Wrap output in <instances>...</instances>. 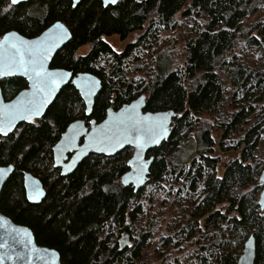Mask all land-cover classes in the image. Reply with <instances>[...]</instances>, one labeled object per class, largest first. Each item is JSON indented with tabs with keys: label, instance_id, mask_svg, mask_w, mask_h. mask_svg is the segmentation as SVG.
Returning <instances> with one entry per match:
<instances>
[{
	"label": "trees",
	"instance_id": "obj_1",
	"mask_svg": "<svg viewBox=\"0 0 264 264\" xmlns=\"http://www.w3.org/2000/svg\"><path fill=\"white\" fill-rule=\"evenodd\" d=\"M263 10L264 0H120L108 7L83 0L73 9L71 0H0V38L9 31L34 38L57 21L67 27L72 38L50 67L101 80L92 119L140 96L145 111L177 114L169 139L148 153L149 181L137 192L120 182L131 148L90 155L61 177L52 147L70 122L85 118L79 94L67 85L42 118L0 136V167H14L0 212L29 228L38 246L56 250L62 264H236L252 232L254 264H264V151L257 156L264 137ZM111 36L134 40L117 53L106 42ZM0 87L8 100L27 84L10 78ZM218 111L225 116L215 124L199 118L216 121ZM215 146L235 155L221 175ZM24 173L45 189L38 205L26 201ZM123 232L132 245L120 250Z\"/></svg>",
	"mask_w": 264,
	"mask_h": 264
},
{
	"label": "water",
	"instance_id": "obj_2",
	"mask_svg": "<svg viewBox=\"0 0 264 264\" xmlns=\"http://www.w3.org/2000/svg\"><path fill=\"white\" fill-rule=\"evenodd\" d=\"M9 1L12 6H17L29 0H18L17 3ZM71 1L73 9L83 0ZM98 1L108 7L115 6L120 0H116V3ZM71 38V33L60 21L54 22L34 38H26L15 31H9L0 38V83L10 78H21L27 82V88L9 101L4 100L0 87L2 138L13 133L21 124H31L42 118L69 82L81 97L86 118L91 115L95 99L101 91V80L90 73H78L73 77L66 70L50 68L55 55L66 47ZM13 44L16 45L15 49L12 48ZM9 67L11 70H8ZM145 100V96H140L117 110L109 108L101 122L91 120L88 127L85 120L70 123L52 147L53 167L61 169V176L66 177L89 155L113 157L125 148H131L127 171L121 176L120 182L124 187L131 186L134 192L142 189L149 181L150 167L154 161V157L148 156V153L169 139L177 115L173 111H145ZM32 105L39 108L38 113L26 110ZM68 155H71L69 159ZM13 171L12 165L0 167V195ZM259 182L262 189L258 205L261 209L260 217L264 218V169L260 173ZM23 187L29 204L38 205L45 199L46 192L42 183L31 174H23ZM120 243V250L132 245L128 234L122 235ZM255 257L256 246L252 232L236 264H254ZM0 264L62 263L56 250L38 246L29 228L13 223L0 212Z\"/></svg>",
	"mask_w": 264,
	"mask_h": 264
},
{
	"label": "rangeland",
	"instance_id": "obj_3",
	"mask_svg": "<svg viewBox=\"0 0 264 264\" xmlns=\"http://www.w3.org/2000/svg\"><path fill=\"white\" fill-rule=\"evenodd\" d=\"M260 14L263 15L264 14V10L262 12H260ZM258 17H259V14H254L248 20H255ZM175 37H177L176 34H175ZM133 40H134V38H132V37L127 38L126 40H121L118 36H111V37L106 38V42L117 53L121 52L124 49V47L126 46V44H128L129 42H131ZM86 52H87V47H84V48H82L79 51L78 55H83ZM177 52L178 53L181 52V46L179 45V41H178ZM143 74L144 73L142 72L139 76L142 77ZM221 77H222L223 83L226 84L228 82L227 76L225 74L224 75L222 74ZM228 104H229V99H227L226 102H225V104H224L225 108L227 107ZM262 109L263 110H261V111H264V104H263ZM222 111H224V108H223ZM225 111H229V109H227ZM219 113L220 112L218 111V113L215 114L216 115V121H213L212 120V117H209L207 115H201L199 118L200 119L210 120V121H212V124H215L218 121L223 120V118L225 116V113H223V114L222 113L219 114ZM213 137H214L215 141L218 142V139H219V131H216L215 133H213ZM263 151H264V137L262 136V143H261L260 148H259V150L257 152V156L260 159H261V156H262ZM212 156L219 158V170L218 171H219V174L221 175L222 172H223L224 166L226 165V163H228L231 159H233L235 155L233 154V152H230L229 154L223 153L217 146H215L214 154Z\"/></svg>",
	"mask_w": 264,
	"mask_h": 264
},
{
	"label": "flooded vegetation",
	"instance_id": "obj_4",
	"mask_svg": "<svg viewBox=\"0 0 264 264\" xmlns=\"http://www.w3.org/2000/svg\"><path fill=\"white\" fill-rule=\"evenodd\" d=\"M50 68H51V67H50ZM63 70H64V69H63ZM66 71H67V70H66ZM68 72H70V71H68ZM70 73H71V75H72L73 77H74L75 75L78 74V73L73 74L72 72H70ZM80 73H83V72H80ZM23 80H24V79H23ZM24 81H25V80H24ZM25 82H26V81H25ZM26 84H27V82H26ZM67 85L72 86L70 82H69ZM67 85H66V86H67ZM66 86H64L63 88H65ZM72 87H73V86H72ZM26 88H27V87H26ZM26 88H25V89H26ZM73 88H74V87H73ZM74 89H75V88H74ZM22 90H23V89H22ZM75 90H76V89H75ZM20 91H21V90H20ZM20 91H19V92H20ZM76 91H77V90H76ZM77 93H78V91H77ZM16 94H17V93H16ZM16 94H15V95H16ZM78 94H79V93H78ZM15 95H14V96H15ZM14 96H13V97H14ZM13 97H11L10 99L5 100V101H9V100H11ZM79 97H80V95H79ZM80 99H81V97H80ZM81 103H83L82 100H81ZM83 105H84V104H83ZM108 109H109V108H108ZM108 109H107V110H108ZM92 110H93V109H92ZM107 110H106V111H107ZM83 112H84V115H85V106H84V111H83ZM91 114H92V113H91ZM105 114H106V113H105ZM104 117H105V116H104ZM103 119H104V118H103ZM37 120H38V119H37ZM76 120H85V125L88 127V126L90 125V121H91V120H94V119H92V118H91V115H90L88 118H86V116H85V118H83V119H82V118H76V119L73 120L72 122H74V121H76ZM35 121H36V120H35ZM35 121H34V122H35ZM101 121H102V120H101ZM101 121H100V122H101ZM34 122H33V123H34ZM72 122H70V123H72ZM95 122H96V123H99V122H97L96 120H95ZM68 125H69V124H68ZM66 128H67V127H66ZM64 131H65V130H64ZM60 136H61V135H60ZM59 138H60V137H59ZM58 140H59V139H58ZM58 140H57V141H58ZM53 146H54V145H53ZM89 156H90V155H89ZM70 157H71V155H68V159H69ZM52 159H53V153H52ZM55 169H56V168H55ZM57 170H59V173H60V176H61V169H57ZM71 174H72V173H71ZM68 176H69V175H68ZM61 177H62V176H61ZM124 234H127V233H124V232H123L118 238H116V242H117V245H118L119 248H120V244H121L120 241L122 242V235H124ZM128 235H129V234H128Z\"/></svg>",
	"mask_w": 264,
	"mask_h": 264
},
{
	"label": "snow or ice",
	"instance_id": "obj_5",
	"mask_svg": "<svg viewBox=\"0 0 264 264\" xmlns=\"http://www.w3.org/2000/svg\"><path fill=\"white\" fill-rule=\"evenodd\" d=\"M18 2V0H12V3H17ZM108 2H111V3H116V0H108ZM75 6V5H74ZM62 27V26H61ZM0 47H2V45H0ZM12 48H16V45H12ZM17 51H19L18 49H17ZM21 66L23 67L24 65H23V63H21ZM8 70H11V67H9V69ZM35 70V69H34ZM37 75L39 76L40 75V73L39 72H37ZM27 111H34V112H36V113H38V111H39V108L37 107V106H35V105H32L31 107H28L27 109H26Z\"/></svg>",
	"mask_w": 264,
	"mask_h": 264
}]
</instances>
